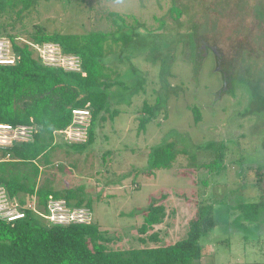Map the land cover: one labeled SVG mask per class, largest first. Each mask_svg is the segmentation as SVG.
Listing matches in <instances>:
<instances>
[{"label":"rangeland","instance_id":"374dc122","mask_svg":"<svg viewBox=\"0 0 264 264\" xmlns=\"http://www.w3.org/2000/svg\"><path fill=\"white\" fill-rule=\"evenodd\" d=\"M172 6L181 10L176 19ZM0 18L13 22L7 29L18 44L31 42L37 25L49 33L113 32L102 62L113 69L106 89L116 113L95 127L86 148L56 147L39 175L56 188H83L89 205L80 208L89 212L81 217L99 225L109 248L173 243L185 237L197 206L211 204L216 225L200 236V264H264V233L256 241L257 228L246 225L242 233L235 216H226L235 212L233 204L256 200L264 189V0H36L19 19ZM122 36L127 41L113 42ZM162 53L172 60L164 86L160 61L168 56ZM157 99L154 116L138 131L143 102ZM165 141L186 153L171 168L147 174L148 152ZM56 143H63L59 135ZM215 158L220 169L202 166ZM151 198L167 215L142 243V215L130 212ZM25 200H10L6 210L33 208L49 223L67 222L74 213L43 212L35 196ZM153 231L158 240L148 238Z\"/></svg>","mask_w":264,"mask_h":264},{"label":"trees","instance_id":"16d2710c","mask_svg":"<svg viewBox=\"0 0 264 264\" xmlns=\"http://www.w3.org/2000/svg\"><path fill=\"white\" fill-rule=\"evenodd\" d=\"M34 5L36 0H0V17L7 15L11 18L14 14L19 19ZM170 13L176 19L181 15V10L172 6ZM9 24L13 22L0 21V36L10 39L16 61L14 64H0V122L33 125L35 131L30 140L14 142L0 151V186L10 200L16 199L22 205L26 203L25 198L35 196L37 203L44 208L49 198L61 199L68 207H88L89 202L85 201L81 186L56 188L50 179L44 178L39 182V175L41 167L50 163V155L56 147L86 148L95 138V127L116 113V110L110 113V96L106 89L113 69L102 62L109 52L105 44L113 32L49 33L37 25L28 39L37 44L57 43L64 53L77 56L80 70L73 71L43 65L26 42H16L18 36L8 31ZM112 40L115 43L127 41L124 36ZM214 50L217 55V50ZM161 56L168 55L162 53ZM216 60L219 62V56H216ZM171 62L170 56L160 61L159 80L163 86L168 83ZM198 68L199 65L194 71H198ZM158 102L159 99L154 105L143 102L144 114L138 117V131L144 130L154 116ZM73 108L89 109L90 121L85 142H67L61 135L55 134V131L69 124ZM192 110L194 120L198 122L199 112L195 108ZM58 135L63 143H56ZM180 153L185 154L186 151L172 141L152 146L145 172L152 174L154 169L171 168ZM202 166L217 170L221 167L217 158ZM160 197L164 198L165 195ZM21 210L23 215L12 220L0 217V264H200L203 256L200 236L216 225L213 205L200 204L189 221L184 238L169 244L113 249L106 244L110 238L95 222L49 223L27 207ZM230 211L235 212H226V216H235L233 222L239 225L234 226L236 230L243 233L246 225L253 226L257 228L255 237L258 233L255 239L260 241L264 233V189L258 199L233 204ZM135 213L142 215L138 227V240L142 243L147 231L153 230V226L160 224L167 215L165 206L157 198H151L145 207L130 212ZM147 236L158 240L156 231Z\"/></svg>","mask_w":264,"mask_h":264},{"label":"built area","instance_id":"2783aa9c","mask_svg":"<svg viewBox=\"0 0 264 264\" xmlns=\"http://www.w3.org/2000/svg\"><path fill=\"white\" fill-rule=\"evenodd\" d=\"M32 49L37 58L43 65L59 67L64 70H80L79 58L72 54H66L62 51L61 47L54 42H43L40 44L25 41ZM11 53V54H10ZM16 61V55L13 53L11 41L9 38L0 36V64H14ZM90 121V112L87 108H73L71 110V120L69 124L55 131V134L61 135V137L67 142H85L88 134V125ZM35 131L33 125H11L9 123L0 122V151L3 148L11 146L17 141H28L32 138ZM7 156V155H6ZM10 199L6 196L4 188L0 186V217L6 220H12L16 217L23 215L21 209L6 210ZM11 202H13L11 200ZM17 204L16 202L14 203ZM72 208V209H71ZM33 211V208H29ZM8 212H18L15 214H9ZM43 212H65L63 213L66 217L69 216L70 212H78V218H73V214H70L71 219L67 222H59L65 224L68 222H88L82 218V212H89L88 208L80 207H68L65 202L61 199L49 198L47 205ZM46 216L44 214H41ZM61 216H63L61 214Z\"/></svg>","mask_w":264,"mask_h":264},{"label":"crops","instance_id":"0c3cea01","mask_svg":"<svg viewBox=\"0 0 264 264\" xmlns=\"http://www.w3.org/2000/svg\"><path fill=\"white\" fill-rule=\"evenodd\" d=\"M264 231V230H263ZM210 249H212L211 250V252H210ZM204 250V249H203ZM205 255V254H204ZM207 256H209L210 255V257L211 256H214L215 255V251H214V247H211V248H209L208 249V253L206 254ZM207 261V260H206Z\"/></svg>","mask_w":264,"mask_h":264}]
</instances>
